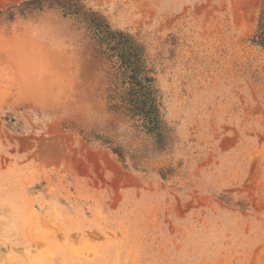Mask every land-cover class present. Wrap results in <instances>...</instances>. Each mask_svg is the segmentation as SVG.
<instances>
[{"label":"rangeland","instance_id":"obj_1","mask_svg":"<svg viewBox=\"0 0 264 264\" xmlns=\"http://www.w3.org/2000/svg\"><path fill=\"white\" fill-rule=\"evenodd\" d=\"M25 1L0 0V264H264V0Z\"/></svg>","mask_w":264,"mask_h":264},{"label":"trees","instance_id":"obj_2","mask_svg":"<svg viewBox=\"0 0 264 264\" xmlns=\"http://www.w3.org/2000/svg\"><path fill=\"white\" fill-rule=\"evenodd\" d=\"M39 2H42V0H28V1H25V3H23V4H25V5H27V4H36V3H39ZM262 19V18H261ZM262 23V22H261ZM260 23V24H261ZM261 28H262V26H261ZM262 30V29H261ZM258 41L260 42V43H262V44H264V32H262V33H260L259 35H258ZM130 87H126V89L124 90L125 92H126V90L127 89H129ZM129 102H130V104H129V106H128V108L129 109H132V110H134V109H136V108H139L140 106H139V102H138V100H129Z\"/></svg>","mask_w":264,"mask_h":264}]
</instances>
